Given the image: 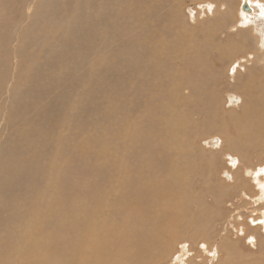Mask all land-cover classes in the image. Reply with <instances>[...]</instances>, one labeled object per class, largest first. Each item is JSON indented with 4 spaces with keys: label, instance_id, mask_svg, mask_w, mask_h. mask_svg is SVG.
I'll list each match as a JSON object with an SVG mask.
<instances>
[{
    "label": "rangeland",
    "instance_id": "obj_1",
    "mask_svg": "<svg viewBox=\"0 0 264 264\" xmlns=\"http://www.w3.org/2000/svg\"><path fill=\"white\" fill-rule=\"evenodd\" d=\"M244 1L0 0V264H83L97 254L104 264H251L264 255V0H247L253 14L242 10ZM206 45L220 57L205 61ZM174 59L182 60L177 72ZM159 72L167 76L156 79ZM201 72L212 78L208 90L216 86L223 125L250 118L262 142L241 141L238 127L205 135L203 126L190 129L201 138H191L185 154L158 139L166 131L168 83L191 97ZM259 75L255 90L249 80ZM205 113L191 120L200 124ZM226 146L234 147L229 153ZM178 172L179 182L171 180ZM134 190L149 191L150 199L138 204ZM170 205L174 216L166 219ZM86 226L100 249L81 240Z\"/></svg>",
    "mask_w": 264,
    "mask_h": 264
},
{
    "label": "bare ground",
    "instance_id": "obj_2",
    "mask_svg": "<svg viewBox=\"0 0 264 264\" xmlns=\"http://www.w3.org/2000/svg\"><path fill=\"white\" fill-rule=\"evenodd\" d=\"M221 2V1H220ZM211 3V2H210ZM248 3V2H247ZM232 4V3H231ZM249 4V6H250V8L252 9V11H254V9H253V7H252V4L251 3H248ZM205 5V4H204ZM228 5V4H227ZM7 6V5H6ZM73 7V6H72ZM71 7V8H72ZM138 7V6H137ZM70 8V7H69ZM223 8V7H222ZM222 8H220V9H222ZM7 10V9H6ZM222 11H224V8L222 9ZM7 12V11H6ZM140 12V11H139ZM252 13V12H251ZM224 15V14H223ZM67 17V16H66ZM227 18V17H226ZM229 18H232V17H230V13H229V17H228V20H229ZM164 19V18H163ZM170 19H171V21H174V16H171L170 17ZM216 19H217V17H216ZM218 19H219V17H218ZM167 20H168V18H167ZM216 20H214V22H215ZM167 22V21H166ZM210 23V22H209ZM220 24V23H219ZM188 25V24H187ZM216 25V24H215ZM222 25V24H221ZM230 26V25H229ZM205 28V27H204ZM224 28H225V26H224ZM45 29V28H44ZM49 30V29H48ZM51 30H52V28H51ZM57 30V29H56ZM185 30V29H184ZM189 30V29H188ZM221 30V29H220ZM231 30H232V28H231ZM53 31V30H52ZM55 31V30H54ZM200 31V30H199ZM214 31H216V29L214 30ZM221 32V31H220ZM183 33V32H182ZM225 33V32H224ZM223 33V34H224ZM228 33H229V30H228ZM231 33V32H230ZM200 34V33H199ZM219 34V33H218ZM227 34V33H226ZM239 34V33H238ZM147 35V34H146ZM220 35V34H219ZM219 35H216V36H219ZM221 35H222V33H221ZM205 36V35H204ZM213 36V35H212ZM211 36V37H212ZM224 35H222V37H223ZM227 36V35H226ZM235 36V35H234ZM190 37V36H189ZM213 38H214V36H213ZM215 38H217V37H215ZM219 38V37H218ZM225 38V37H224ZM234 38V37H233ZM155 39H159V37H156ZM226 39V38H225ZM236 39H238V38H236ZM197 41V40H196ZM209 41V40H208ZM198 42H199V40H198ZM236 42V41H235ZM228 44V43H227ZM189 45V44H188ZM238 45V44H237ZM190 46V45H189ZM192 47H196V45L195 44H193L192 45ZM200 48L202 49V51H201V57L203 58V59H205V61L207 60V59H209V60H211V59H213V60H216V59H218L220 56H214V54H213V51H212V49H211V47L209 46V45H206V46H200ZM224 48L225 47H223V49H221V48H219V50H221V51H226V50H224ZM234 48H236V47H234ZM232 50L233 49H231V52H232ZM244 50V49H243ZM179 51V50H178ZM186 51V50H185ZM246 50H244V52H245ZM163 51H158L157 53L158 54H161ZM236 52V51H235ZM251 52H252V50H251ZM157 53H155V54H157ZM177 54H178V52H176ZM186 53V52H185ZM249 53H250V51H249ZM259 53V52H258ZM143 54V53H142ZM157 54V55H158ZM178 55H180V54H178ZM244 55V54H243ZM245 55H247V54H245ZM161 56H162V54H161ZM164 56V55H163ZM169 56V55H168ZM188 56V55H187ZM200 56V55H199ZM155 57V56H154ZM171 57V56H170ZM234 57H235V55H234ZM242 57V56H241ZM166 58V57H165ZM172 58V57H171ZM170 58V59H171ZM247 58V57H246ZM160 59V58H159ZM166 59H168V58H166ZM237 59V58H236ZM235 59V60H236ZM251 59V58H250ZM174 60H176L175 62H174V70L176 71V70H178L179 68H180V66H179V64H177V62L178 61H182L181 59H178V61H177V59H174ZM184 60V59H183ZM197 60H198V58L196 57V56H188V57H186V61H190V62H192V63H197ZM202 60V59H201ZM244 60V59H243ZM247 60V59H246ZM249 60V59H248ZM254 60V59H253ZM148 61V60H147ZM157 61V60H156ZM251 62V61H250ZM148 63V62H147ZM202 63V62H201ZM210 64V63H209ZM221 64V63H220ZM263 64V63H262ZM163 65V64H162ZM194 65V64H193ZM205 65H206V63H205ZM222 66L224 65V64H221ZM164 66V65H163ZM162 66V67H163ZM192 66V65H191ZM199 66V65H198ZM256 66V65H255ZM254 66V67H255ZM172 65L167 69V73L169 72V71H171L172 70ZM203 67H204V65H203ZM209 68L210 67H208V69L206 68V71L207 70H209ZM158 69V68H157ZM142 70H144V69H142ZM162 70H164V69H162ZM162 70H160V71H162ZM169 70V71H168ZM260 70H261V68H260ZM165 71V70H164ZM183 71V70H182ZM181 71V72H182ZM263 71H264V69H263ZM144 72V71H143ZM177 72V71H176ZM216 72V71H215ZM243 72V71H242ZM247 72V71H246ZM167 73H160L159 72V74H156V79H158V78H163V77H165V76H167ZM248 73V72H247ZM254 73V72H253ZM258 73V72H257ZM139 74H142V73H140L139 72ZM170 74H171V72H170ZM181 74V73H180ZM203 72H201V74H200V76H201V79H200V84H201V82H202V84L201 85H199V87H198V89H196V90H193L194 91V94H193V96H191V97H184V98H182L180 95H179V93H180V91H181V89L183 88V85H181V84H179L178 82H176V83H178L175 87L172 85V81L170 82V83H168L169 85H167V89L168 90H170V93H171V99H170V102H169V104H168V106L167 107H165L164 108V106H163V112H164V114H165V119H164V128L166 129V131H165V133H164V135L162 136L161 135V137H159V135H158V139H160V141L161 142H164V140L165 139H167V140H169V149L171 150H173V149H180V153H182L183 151H184V148L187 146V144L189 143V141H190V139L191 138H197V137H199V138H201L200 137V135L196 132L195 134H192V132H191V130L190 129H195V128H199V126H203V135H205L204 133L205 132H210V131H212V130H215V129H217L218 131H220L221 133H224V132H230L231 130H233V128L236 130L237 128H235V127H238V131H236V134L238 133V138L241 140V141H243V140H245V141H247L248 143L247 144H249L250 142H255L257 139H258V141H261V140H259L260 138H261V136L263 135L261 132H256V131H253L252 129V126L251 125H253L252 123L250 124V118H249V122H247L246 124H242V121H241V119L239 118V117H237V116H234L233 118H232V120H231V122L230 123H228L227 124V122H226V126H224L223 125V123H222V120L224 119H222V117H221V115L218 113V111H216L215 110V108H214V105H215V103H216V98H217V93L215 92V88H216V86H213L212 88H210L209 90L206 88V87H210L211 86V84H212V78H209L208 76H206V74H204ZM241 75V74H240ZM240 75L235 79L234 78V83H233V85H237V84H239V83H237L236 81H240L241 82V80H242V75H241V77H240ZM247 75H249V74H247ZM257 75V74H256ZM183 76V75H182ZM244 76V75H243ZM264 77V76H263ZM262 77V78H263ZM137 78V77H136ZM148 78H150V77H148ZM182 78V77H181ZM247 78V77H246ZM147 79V78H146ZM166 78H164L163 79V81L165 80ZM198 79V78H197ZM170 80V79H169ZM168 80V81H169ZM171 80H172V78H171ZM175 80V79H174ZM191 79L189 78V77H185L184 76V81H185V83H191V81H190ZM247 80V79H246ZM259 80H260V75L259 76H257V77H255L254 76V78H252V81L251 80H249L250 82L249 83H251V82H253L254 81V86H253V88L254 87H256V88H254L255 90L256 89H259L260 88V86H259V83L260 82H263V81H260L259 82ZM153 81H155L154 79H153ZM158 81H160V79L158 80ZM176 81V80H175ZM214 81V80H213ZM155 82H157V81H155ZM162 82V81H161ZM216 82V81H215ZM236 82V83H235ZM246 82V81H245ZM165 83V82H164ZM175 83V82H174ZM173 83V84H174ZM181 83V82H180ZM184 83V84H185ZM211 83V84H210ZM229 83V82H228ZM264 83V82H263ZM262 83V84H263ZM252 84V83H251ZM250 84V85H251ZM149 85V84H148ZM244 85V84H243ZM131 86V85H130ZM133 86V85H132ZM222 86V85H221ZM239 86V85H238ZM241 86V85H240ZM134 87V86H133ZM202 87H203V89H202ZM160 88V87H159ZM192 88V87H191ZM160 89H162V88H160ZM201 89V90H200ZM250 89V88H249ZM262 90V89H261ZM263 92H264V90H262ZM261 91V92H262ZM173 92V93H172ZM233 92H236L237 93V91H233ZM219 93V92H218ZM226 93H228V92H226ZM155 94V93H154ZM182 94V93H181ZM221 94V93H220ZM261 94V93H260ZM262 95V94H261ZM167 96V95H166ZM218 96H220V95H218ZM152 97V96H151ZM154 97V96H153ZM236 97V96H235ZM160 100V99H159ZM218 100H219V98H218ZM250 100H252V99H250ZM263 100V99H262ZM163 101V100H162ZM256 101V100H255ZM258 101H260V100H258ZM167 102V101H166ZM166 102H164L165 104H166ZM160 103H162V102H160ZM260 103H261V101H260ZM223 104V103H222ZM146 105V104H145ZM157 105V104H156ZM163 105V104H162ZM225 105V104H224ZM147 106V105H146ZM155 106V105H154ZM197 106H199V108H201V109H196V107ZM263 106V105H262ZM156 107V106H155ZM136 108V107H135ZM222 108V107H221ZM140 109V108H139ZM144 109V108H143ZM156 109V108H155ZM204 109L205 110H207L208 111V114L207 113H205V117L207 118V120L206 121H204V120H202L201 122L202 123H200V124H197V123H195V122H193L192 120H191V116L192 115H194V114H200V113H202L203 114V112H204ZM240 109V108H239ZM111 110H113V108L111 109ZM145 110H146V108H145ZM157 110H159V109H157ZM161 110H162V108H161ZM149 111V110H148ZM160 111V110H159ZM156 112H158V111H156ZM206 112V111H205ZM237 112H238V110H237ZM251 111L248 109V110H246V111H244L243 113H244V115L242 114V116H244V117H246V118H248V114L250 113ZM111 113V112H110ZM149 113V112H148ZM160 113H161V111H160ZM223 113H224V111H223ZM226 113V112H225ZM230 113V112H229ZM253 113V112H252ZM202 114H200V116L201 117H204ZM240 114V113H239ZM254 114V113H253ZM261 114V113H260ZM147 115V114H146ZM148 115H150V114H148ZM152 115V114H151ZM227 115V114H226ZM262 115V114H261ZM232 116V115H231ZM241 116V117H242ZM145 117V119H146V116H144ZM226 117V116H225ZM227 117H229V115L227 116ZM255 117H256V115H255ZM258 117V116H257ZM162 118V117H161ZM160 118V119H161ZM148 119V118H147ZM155 119L156 120H158L156 117H155ZM163 119V118H162ZM143 120V119H142ZM141 120V121H142ZM264 120V119H263ZM126 121H127V119H126ZM130 121V120H129ZM150 121V120H149ZM259 121V120H258ZM159 122V121H158ZM257 122V121H256ZM259 122H261V121H259ZM154 123V122H153ZM126 124V123H125ZM143 124V123H142ZM155 124V123H154ZM161 124V123H160ZM140 127V126H139ZM155 127V126H154ZM159 127H162V126H159ZM261 127V126H260ZM262 128V127H261ZM21 129V128H20ZM125 130V129H124ZM128 130V129H127ZM261 130V129H260ZM152 131H153V129H152ZM154 131H155V129H154ZM163 130H161V132H162ZM124 132L125 131H123V134H124ZM128 132V131H127ZM136 132H138L137 130H136ZM160 132V133H161ZM202 132V131H201ZM127 134V133H126ZM125 134V135H126ZM140 134V133H139ZM143 134V133H142ZM157 134V133H156ZM161 134H163V133H161ZM217 134V133H216ZM235 133H234V135H236ZM124 135V136H125ZM130 135V134H129ZM137 135V134H136ZM135 134H134V136H136ZM145 135V134H144ZM121 136V135H120ZM222 136V135H221ZM231 136V135H230ZM156 137V136H155ZM225 137H227V136H225ZM234 137V136H233ZM264 137V136H263ZM262 137V138H263ZM141 138V137H140ZM62 139V138H61ZM155 139V138H154ZM243 139V140H242ZM225 140V139H224ZM227 140V139H226ZM235 140H237V139H235ZM264 140V138L262 139V141ZM231 141V140H230ZM261 141V142H262ZM160 142V143H161ZM228 142V141H227ZM226 142V143H227ZM237 142V141H236ZM260 143V142H259ZM156 144H157V142H156ZM168 144V143H167ZM228 144V143H227ZM231 144H233V143H231ZM240 144V143H239ZM251 144V143H250ZM256 144V143H255ZM258 144V143H257ZM256 144V146H258ZM242 145V144H241ZM251 145H253L254 146V144H251ZM261 145H264V144H261ZM22 146V145H21ZM228 146V145H227ZM226 146V147H227ZM230 146V145H229ZM236 146V145H235ZM244 146V145H243ZM260 146V145H259ZM259 146L257 147V148H259ZM25 147V146H24ZM234 146H232L231 148H233ZM230 148V149H231ZM245 148V147H244ZM260 148H262L261 146H260ZM153 149V148H152ZM224 149V148H223ZM227 150L229 149L228 147L226 148ZM229 149V150H230ZM248 149V148H247ZM167 150V149H166ZM228 150V151H229ZM253 150V149H252ZM124 151H125V149H124ZM168 151V150H167ZM175 151V150H174ZM237 151V150H236ZM170 152V151H169ZM244 152V151H243ZM246 152V151H245ZM163 153V152H162ZM186 152H183L182 154H185ZM221 153H223V152H221ZM225 154H226V152H224ZM229 153H230V151H229ZM252 153V152H251ZM158 154V153H157ZM172 154H173V152H172ZM176 154V153H175ZM228 154V153H227ZM250 154V153H249ZM254 154V153H253ZM229 155V154H228ZM236 155H237V153H236ZM239 156V154L237 155V157ZM250 156H251V154H250ZM225 157H226V155H225ZM225 157H224V160H225ZM120 158V157H119ZM122 158V157H121ZM120 158V160H122ZM174 158V157H173ZM177 158V157H176ZM221 158H223V155L221 156ZM228 158V157H227ZM239 158V157H238ZM55 159H57V158H55ZM118 159V158H117ZM241 159V158H240ZM116 160V159H115ZM243 160H245V159H242V161ZM222 161H223V159H222ZM230 161V160H229ZM224 163H225V161H223ZM247 162V161H246ZM9 163V162H8ZM15 163V162H14ZM147 163V162H146ZM19 164V163H18ZM118 164V163H117ZM120 164H121V162H120ZM119 164V165H120ZM9 165V164H8ZM118 165V166H119ZM166 165V164H165ZM164 165V166H165ZM177 165V164H176ZM221 167H222V165H220ZM2 167V166H1ZM144 167V166H143ZM167 167V166H166ZM165 167V168H166ZM172 167V166H171ZM170 167V168H171ZM226 167V166H225ZM263 167V166H262ZM261 167V168H262ZM3 168V167H2ZM65 168V167H64ZM222 168H224V167H222ZM129 169V168H128ZM146 169V168H145ZM148 169V168H147ZM163 169V168H162ZM168 169V168H167ZM188 169V168H187ZM53 170V169H52ZM65 170V169H64ZM63 170V171H64ZM127 170V169H126ZM126 170H123L124 172L126 171ZM136 170V169H135ZM141 170H142V168H141ZM166 170V169H165ZM223 170V169H222ZM239 171H238V173H241L240 171V169H238ZM49 171V170H48ZM106 171V170H105ZM143 171V170H142ZM161 171V170H160ZM160 171H159V173H160ZM163 171V170H162ZM161 171V172H162ZM168 171H170V170H168ZM175 171V170H174ZM186 171V170H185ZM214 171H216V169L214 168ZM226 171V170H225ZM237 171V170H236ZM259 171V170H258ZM41 172V171H40ZM147 172V171H146ZM128 173H129V171H128ZM135 173H137V172H135ZM158 173V174H159ZM162 173H164V171L162 172ZM173 173V172H172ZM187 173V172H186ZM222 173V172H221ZM220 173V174H221ZM37 174V173H36ZM149 174H150V172H149ZM152 174H154L153 172H152ZM188 174V173H187ZM215 174V173H214ZM243 174V173H242ZM253 174V173H252ZM4 175V174H3ZM104 175V174H103ZM133 175V174H132ZM180 175V172H178V174L176 175H174V176H169L170 177V179L171 180H173V179H177V177L176 176H179ZM233 175H234V173H233ZM232 175V176H233ZM119 176H120V174H119ZM123 176V175H122ZM125 176H126V174H125ZM129 176V175H128ZM131 176V175H130ZM142 176V175H141ZM145 176V175H144ZM161 176V175H160ZM163 176V175H162ZM194 176H196V175H194ZM217 176H219V175H217ZM245 176V175H244ZM243 176V177H244ZM12 177V176H11ZM17 177V176H16ZM101 177V176H100ZM124 177V176H123ZM127 177V176H126ZM133 177V176H132ZM140 177V176H139ZM240 177V176H239ZM155 178V177H154ZM157 178V177H156ZM168 178V177H167ZM187 178V177H186ZM204 178V177H203ZM228 178V177H227ZM128 179H129V177H128ZM134 179V178H133ZM132 179V180H133ZM136 179V178H135ZM159 179H160V177H159ZM170 179L168 178V179H166V180H169L170 181ZM190 179V178H189ZM244 179V178H243ZM242 179V180H243ZM27 180V179H26ZM127 180V179H126ZM125 180V181H126ZM137 180V179H136ZM142 180V179H141ZM178 180V179H177ZM176 180V181H177ZM203 180V179H202ZM205 180V179H204ZM236 180V179H235ZM161 181H163V180H161ZM222 181V180H221ZM29 182V181H28ZM134 181H132V183H133ZM137 182V181H136ZM142 182V181H141ZM153 182V181H152ZM178 182H179V180H178ZM181 182V181H180ZM191 183H192V181H190ZM216 182V181H215ZM128 183V182H127ZM127 183H126V185H127ZM151 183V182H150ZM91 184V183H90ZM128 184H130V183H128ZM166 184V183H165ZM164 184V185H165ZM169 184V183H168ZM174 184V183H173ZM216 183H214L213 185H215ZM264 184V183H263ZM262 184V185H263ZM133 185V184H132ZM135 185V184H134ZM140 185V184H139ZM155 185V184H154ZM160 185V184H159ZM177 185V184H176ZM179 185H181V184H179ZM187 185H188V183H187ZM189 185H190V183H189ZM202 185V184H201ZM212 185V186H213ZM217 185H218V183H217ZM220 185V184H219ZM239 185L241 186L242 184L240 183V181H239ZM141 186V185H140ZM144 186V185H143ZM152 186V185H151ZM158 186V185H157ZM162 186V185H161ZM168 186V185H167ZM175 186V185H174ZM186 186V185H185ZM221 186V185H220ZM231 186V185H230ZM237 186V185H236ZM126 187V186H125ZM159 187V186H158ZM181 187V186H180ZM190 187V186H189ZM189 187H187V188H189ZM229 187V186H228ZM128 188V187H127ZM126 188V189H127ZM130 188V187H129ZM132 188H134V187H132ZM175 188H176V186H175ZM178 188V187H177ZM192 188V187H191ZM215 188H216V186H215ZM243 188V187H242ZM242 188H240L239 190H241ZM264 188V187H263ZM217 189V188H216ZM215 189V190H216ZM226 189H228L227 187H226ZM231 189V187L228 189V190H230ZM234 188H232V190H233ZM120 190V189H119ZM129 190H133V189H129ZM187 190V189H186ZM199 190V189H198ZM208 190H210V189H208ZM219 190V189H218ZM225 190V189H224ZM161 191V190H160ZM176 191H179L178 189H176ZM206 191V190H205ZM217 191V190H216ZM220 191V190H219ZM121 192V191H120ZM134 192H135V190H134ZM148 192V194H149V196H145V192H143V193H141L139 196H137L136 195V192H135V194H134V196H132V197H134V199H135V201L139 204V203H142V201L140 202V199H142V198H145L146 200H149L150 199V192L149 191H147ZM146 192V193H147ZM169 192V191H168ZM181 192H183V191H181ZM221 193H222V191H220ZM263 192V191H262ZM128 194L130 193V192H127ZM224 193V192H223ZM226 193V192H225ZM238 193V192H237ZM242 193V192H241ZM264 193V192H263ZM166 194H167V192H166ZM170 194V193H169ZM209 194H211V193H209ZM208 194V195H209ZM212 194H214V193H212ZM104 195V194H103ZM173 195V194H172ZM200 195V194H199ZM219 195V194H218ZM217 195V196H218ZM223 195V194H222ZM230 194H228V196H229ZM122 196V195H121ZM178 196V195H177ZM262 196V195H261ZM104 197V196H103ZM131 197V198H132ZM168 197H169V195H168ZM179 197V196H178ZM193 197V196H192ZM221 197V196H220ZM222 197H224V196H222ZM225 197H226V195H225ZM106 198V197H105ZM104 198V199H105ZM175 198V197H174ZM182 198V197H181ZM189 198V197H188ZM200 198V197H199ZM204 198V197H203ZM217 198V197H216ZM228 198H230V197H228ZM121 199H122V197H121ZM193 199V198H192ZM205 199H207V198H204V200ZM218 199H220V198H218ZM165 200V199H164ZM198 200V199H197ZM200 200V199H199ZM198 200V201H199ZM203 200V199H202ZM209 200L211 201V197H209ZM223 200H224V198H223ZM93 201V200H92ZM123 201H125L124 199H123ZM167 201H168V199H167ZM178 201V200H177ZM183 201V200H182ZM206 201V200H205ZM208 201V200H207ZM239 201V200H238ZM106 202V201H105ZM128 202H130V201H128ZM128 202H127V204H128ZM131 202H132V200H131ZM152 202V201H151ZM154 202V201H153ZM179 202V201H178ZM181 202V201H180ZM196 202V201H195ZM201 202V201H200ZM204 202V201H203ZM216 202H218V201H216ZM222 202V201H221ZM158 203H160V202H158ZM175 203V202H174ZM191 203V202H190ZM205 203V202H204ZM206 203H208V202H206ZM219 203H220V201H219ZM219 203H216V205L217 204H219ZM226 203V202H225ZM127 204H126V206H127ZM153 203H148V205L150 206V205H152ZM163 204V203H162ZM168 205H169V203H167ZM166 204V205H167ZM189 204V203H188ZM196 204V203H195ZM221 204V203H220ZM146 205V204H145ZM179 205V204H178ZM196 205H199V204H196ZM195 205V206H196ZM207 206L209 205V204H206ZM143 206V205H142ZM175 206V205H174ZM180 206H182V205H180ZM185 206V205H184ZM188 206V205H187ZM202 206V205H201ZM110 207V206H109ZM117 207V206H116ZM120 207H121V205H120ZM140 207V206H139ZM159 207V206H158ZM166 207V206H165ZM179 207V206H178ZM190 207V206H189ZM205 207V206H204ZM204 207H203V209H204ZM136 208V207H135ZM144 209H145V207H143ZM148 208V207H147ZM164 208V207H163ZM171 205L168 207V210H169V212H167V214H166V219H169L172 215H171ZM174 208H176V207H174ZM206 208V207H205ZM213 208H215V206L213 207ZM218 208V207H217ZM143 209V210H144ZM177 209V208H176ZM181 209H182V207H181ZM199 209V208H198ZM206 209H208V208H206ZM212 209V208H211ZM210 209V210H211ZM216 209V208H215ZM131 210V209H130ZM145 210H147V209H145ZM144 210V211H145ZM149 210V209H148ZM155 210V209H154ZM153 210V211H154ZM185 210V209H184ZM190 210V209H189ZM209 210V209H208ZM129 211V210H128ZM140 211V210H139ZM152 210L151 211H149V214H151L152 212H153ZM176 212H177V210H175ZM192 211V210H191ZM199 211H201V210H199ZM203 211H205V210H203ZM217 211V210H216ZM216 211H213V212H216ZM125 212H127V209H126V211ZM133 212V211H132ZM135 214H138L139 212H137L136 210H135ZM146 212V211H145ZM151 212V213H150ZM175 212V213H176ZM211 212V211H210ZM141 213V212H140ZM189 212H187V214H188ZM125 214H127V213H125ZM131 214V213H130ZM142 214V213H141ZM155 214V213H154ZM179 214V213H178ZM203 214V213H202ZM129 215V214H128ZM132 215V214H131ZM133 215H134V213H133ZM156 215V214H155ZM189 215V214H188ZM191 216H192V214H190ZM195 215H196V212H195ZM210 215V214H209ZM135 216V215H134ZM134 216L132 217V218H134ZM152 216V215H151ZM159 215H157V217H158ZM174 216V215H173ZM172 216V217H173ZM197 216H199V214L197 215ZM206 216H207V214H206ZM125 218H128L129 219V217L130 216H124ZM137 217H139V215L137 216ZM136 217V218H137ZM141 217V216H140ZM140 217H139V219H137V221H139L140 220ZM145 217V216H144ZM171 217V218H172ZM204 217H205V215H204ZM204 217H202L201 219H204ZM132 218H130L131 220H132ZM142 218V217H141ZM146 218H147V216H146ZM164 218V217H163ZM175 218H176V216H175ZM198 218V217H197ZM196 218V219H197ZM207 218V217H206ZM208 218H209V216H208ZM208 218H207V220H208ZM148 219V218H147ZM187 219V218H186ZM201 219H197V220H201ZM127 220V219H126ZM143 220V219H142ZM179 220V219H178ZM177 220V221H178ZM192 220V219H191ZM191 220H189V221H191ZM194 220V219H193ZM197 220H196V222H197ZM204 220H206V219H204ZM211 220V219H210ZM128 221V220H127ZM126 221V222H127ZM132 221H134V220H132ZM136 221V220H135ZM134 221V222H135ZM155 221H156V219H155ZM177 221L175 222V223H177ZM174 222V221H173ZM181 222H183V221H181ZM199 222V221H198ZM65 223V222H64ZM141 223V222H140ZM175 223H173V225L175 224ZM184 223V222H183ZM192 223V222H191ZM200 223V222H199ZM201 223H203V221H201ZM208 223V222H207ZM75 224V223H74ZM78 224V223H77ZM138 225L139 224V222H137V223H135V225ZM141 224H143V223H141ZM157 224V223H156ZM162 224H165V223H162ZM185 224H187V223H185ZM195 224V223H194ZM198 223H196L195 224V226L197 225ZM204 224V223H203ZM84 225H87V224H84ZM135 225H133V227L135 226ZM140 225V224H139ZM154 225H155V223H154ZM153 225V226H154ZM202 225V224H201ZM201 225H199V226H201ZM205 225V224H204ZM203 225V226H204ZM207 225V224H206ZM75 226V225H74ZM93 226H95V229H97V230H100L99 228H98V225H96V223H95V221L94 220H92V228H93ZM129 226V225H128ZM131 226V225H130ZM145 226V225H144ZM158 226H159V223H158ZM202 226V227H203ZM76 227V226H75ZM126 227H127V224H126ZM80 228V227H79ZM78 228V229H79ZM128 228V227H127ZM167 228V227H166ZM168 228H171V227H169L168 226ZM64 229H66V228H64ZM101 229H104V227H101ZM131 229V228H130ZM133 229V228H132ZM131 229V230H132ZM137 229V228H136ZM139 229V228H138ZM140 229H142V228H140ZM148 230V229H147ZM168 230H170V229H168ZM192 230V229H191ZM78 231V230H77ZM86 231H88V232H86L87 233V236L85 237V238H83V239H81L82 241H89L90 242V245H91V248H95V249H100V247H101V244H100V241L98 240L99 238H98V236L97 235H95L94 233H92L91 231H89V226H86ZM135 231V230H134ZM144 232V230H141V231H139V233L140 232ZM135 233H136V231H135ZM169 233H172V231L171 232H169ZM77 234V233H76ZM79 234V233H78ZM128 234V233H127ZM176 234V233H175ZM46 235V234H45ZM145 235H148V234H145ZM174 235V234H173ZM43 236V235H42ZM49 236H50V234H49ZM53 236V235H52ZM196 236V235H195ZM200 236V235H199ZM59 237V236H58ZM47 238V237H46ZM194 238V237H193ZM41 239V238H40ZM56 239V238H55ZM74 242V241H73ZM228 243V242H227ZM43 244V243H42ZM45 244V243H44ZM172 244V243H171ZM232 244H233V242H232ZM57 245V244H56ZM227 245V244H226ZM230 245V244H229ZM42 246V245H41ZM45 246V245H44ZM47 246V245H46ZM40 247V246H39ZM188 247V246H187ZM229 247V246H228ZM37 248V247H36ZM56 248V247H55ZM183 249H184V247H182ZM246 248V247H245ZM182 250V249H181ZM49 251V250H48ZM186 251V250H185ZM189 251V250H188ZM232 251H235V250H232ZM245 251V250H244ZM47 252V251H46ZM184 252V251H183ZM231 253V252H230ZM238 253V252H237ZM43 254V253H42ZM49 254V253H48ZM182 254V253H181ZM233 254V253H232ZM252 254V253H251ZM44 255V254H43ZM157 255V254H156ZM185 255V254H184ZM184 255H182V256H184ZM258 255V254H257ZM263 255V254H262ZM40 256H42V255H40ZM53 257V256H52ZM96 257V258H95ZM259 257V256H258ZM166 258V257H165ZM187 258H189V256L187 257ZM257 258V257H256ZM255 258V259H256ZM254 259V260H255ZM71 260H73V258H71ZM94 260H96L95 261V263L94 264H104V261H105V257L103 258V256L102 255H100V254H97V255H95V256H93L92 255V257H91V261L89 262V260L88 259H85L84 261H83V264H92V262L94 261ZM30 261V260H29ZM35 261V260H34ZM41 262V261H40ZM187 262H188V260H187ZM248 262H250V261H248ZM37 263V262H36ZM50 263V262H49ZM53 263V262H52ZM5 264V263H4ZM21 264V263H20ZM70 264V263H69ZM251 264H264V255L263 256H260L257 260H256V262L254 263V262H251Z\"/></svg>",
    "mask_w": 264,
    "mask_h": 264
},
{
    "label": "water",
    "instance_id": "obj_3",
    "mask_svg": "<svg viewBox=\"0 0 264 264\" xmlns=\"http://www.w3.org/2000/svg\"><path fill=\"white\" fill-rule=\"evenodd\" d=\"M242 10L248 14H251L252 9L250 8L249 4L247 3V0L244 1ZM253 14V13H252ZM218 142L216 139L213 140V143Z\"/></svg>",
    "mask_w": 264,
    "mask_h": 264
}]
</instances>
